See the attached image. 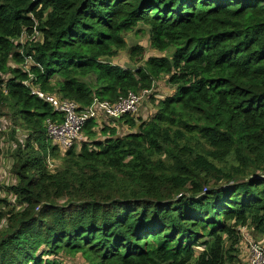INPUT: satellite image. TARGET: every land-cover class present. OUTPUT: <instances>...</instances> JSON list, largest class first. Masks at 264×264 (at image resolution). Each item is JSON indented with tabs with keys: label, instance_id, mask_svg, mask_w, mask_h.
Here are the masks:
<instances>
[{
	"label": "trees",
	"instance_id": "16d2710c",
	"mask_svg": "<svg viewBox=\"0 0 264 264\" xmlns=\"http://www.w3.org/2000/svg\"><path fill=\"white\" fill-rule=\"evenodd\" d=\"M140 26L158 54L127 45ZM33 90L79 110L149 92L60 150ZM4 116L0 264H236L241 229L264 236V0H0Z\"/></svg>",
	"mask_w": 264,
	"mask_h": 264
},
{
	"label": "built area",
	"instance_id": "2783aa9c",
	"mask_svg": "<svg viewBox=\"0 0 264 264\" xmlns=\"http://www.w3.org/2000/svg\"><path fill=\"white\" fill-rule=\"evenodd\" d=\"M148 92L143 90L140 94H137L130 91L114 103L94 99L86 109L79 110L78 103L73 100H60L39 90L32 91L33 94L50 102L55 111L63 114L61 120L50 118L45 120L47 136L60 150L69 148L75 140L81 137V130L88 119L95 118L98 114H104L110 118H118L125 113H135L139 108L143 95ZM248 248V264H264V243L253 241Z\"/></svg>",
	"mask_w": 264,
	"mask_h": 264
},
{
	"label": "rangeland",
	"instance_id": "374dc122",
	"mask_svg": "<svg viewBox=\"0 0 264 264\" xmlns=\"http://www.w3.org/2000/svg\"><path fill=\"white\" fill-rule=\"evenodd\" d=\"M139 28H141L142 30L135 33V32H129L126 35V41H127V45L131 46V45H140L144 48L145 54L146 56H150L153 54H158L157 51L153 50L152 48H150L149 46V39H148V33H147V27L146 26H140ZM128 52L127 50H122L119 52L118 56L116 57V61L122 65H130L131 67L135 66V62L131 61L128 59ZM155 93H157L159 96L161 95H166V93L169 92V88L167 87L165 81L163 79L159 80V82L156 83L155 85ZM144 102V105H146L145 107H142V111L140 114H142L143 116H146L147 114V109H152V106L150 105L148 99L145 97L142 100V103ZM2 129V130H1ZM0 145L2 146V148L4 149V154L2 157H0V184L2 186L4 185H9L11 183H14L15 178L14 176L10 173L9 170V162L11 161V152L13 151L16 142H5V136L4 132L8 131L7 133H9L10 130V125H9V120L7 119L6 116L4 117H0ZM22 134L26 135V132L21 131ZM58 161H53V160H49V164L50 167L52 168L54 166V164H57ZM4 195V194H3ZM249 231V230H248ZM242 235L243 238H247L245 245V248H247L248 250L245 252H248L249 254V248L248 246L250 245V243H252L254 240H250L253 239V234L249 231V232H245L244 229H242ZM253 237V238H252ZM262 244L264 242H261ZM242 249V248H241ZM243 250V249H242ZM244 256V254H243Z\"/></svg>",
	"mask_w": 264,
	"mask_h": 264
},
{
	"label": "crops",
	"instance_id": "0c3cea01",
	"mask_svg": "<svg viewBox=\"0 0 264 264\" xmlns=\"http://www.w3.org/2000/svg\"><path fill=\"white\" fill-rule=\"evenodd\" d=\"M116 57L112 60L113 62H115V63H118L117 61H116ZM120 64V63H119ZM122 65V64H121ZM123 66H130L129 64L127 65H123ZM242 229H244L245 230V232H249L248 231V229L247 228H242ZM242 229H241V233H242ZM242 238H243V235H242ZM246 239L247 238H244L243 240H241V242H240V244H239V249H240V252H239V261L236 263V264H248V262H249V254H248V252H245V251H247L248 249L247 248H245L244 246H246L247 247V245H245V242H246ZM250 240H253V239H250ZM254 242H257V243H261V242H264V236H262V237H260V238H258V240H254ZM243 250H242V249ZM243 254H244V256H243Z\"/></svg>",
	"mask_w": 264,
	"mask_h": 264
}]
</instances>
